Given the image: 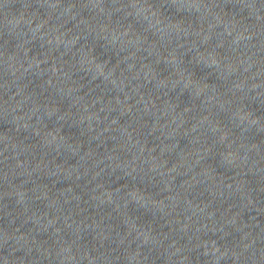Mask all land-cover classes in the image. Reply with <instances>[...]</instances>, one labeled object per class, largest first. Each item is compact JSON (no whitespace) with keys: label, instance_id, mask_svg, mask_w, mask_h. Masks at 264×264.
Here are the masks:
<instances>
[{"label":"water","instance_id":"1","mask_svg":"<svg viewBox=\"0 0 264 264\" xmlns=\"http://www.w3.org/2000/svg\"><path fill=\"white\" fill-rule=\"evenodd\" d=\"M0 264H264V0H0Z\"/></svg>","mask_w":264,"mask_h":264}]
</instances>
